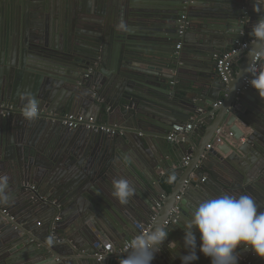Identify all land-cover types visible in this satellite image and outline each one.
Here are the masks:
<instances>
[{"label": "water", "instance_id": "obj_1", "mask_svg": "<svg viewBox=\"0 0 264 264\" xmlns=\"http://www.w3.org/2000/svg\"><path fill=\"white\" fill-rule=\"evenodd\" d=\"M182 4L184 0H0V104L23 108L21 94L30 93L41 110L50 108L48 111L57 116L55 120L64 115L90 118L93 114L97 119L91 118L98 125L110 120L123 124L117 127L119 133L110 136L83 128L69 130L57 122L48 125L43 118L29 122L21 115H0V175L9 177L8 191L13 196L11 203L0 204L7 210V215L0 214V264H120L114 261L117 255L98 257L115 252L110 242L114 249L123 248V242L139 232L126 236L113 227L114 222L121 228L140 225L139 221L148 227L154 198L164 194L153 177L152 182L140 180L133 186L135 195L127 205L111 195L113 181L124 179L114 163V151L121 146L128 152L138 143L153 144L158 148L157 157L161 154L164 158L160 160L170 166L172 162L165 160L170 156L181 168L152 224L191 218L199 202L188 204L189 193L198 196L193 191L197 189L200 200L215 197L209 192L211 181L226 194L251 195L259 211H264L259 192L264 185V115L247 113L252 111L247 105L249 99L263 109L264 99L252 88L243 89V79L249 74L246 69L254 63L261 45L254 41L247 55L242 52L232 58L245 57L234 77L236 83H224L211 70L216 67L215 57L230 53L235 42L252 38V26L259 14L264 15V0L187 3L192 23L188 31L196 35L194 45H198L193 51L202 57L205 69L195 80L185 79L190 86L183 88L184 98L202 96L205 113L217 104L212 110L214 117L204 118L206 128L196 123L203 119L199 103H188L184 98L161 100L150 92L148 79L173 80L171 70L182 73L186 66L178 65V59L143 56L144 52L130 42L138 33L143 38L166 37L167 44L172 45L173 35L178 36ZM93 13L97 21L90 19ZM121 21L127 25L126 32L119 27ZM92 24L103 26L105 34L90 36L81 29ZM161 29L168 30L166 36L158 35ZM118 30H123V35ZM58 40L61 43L56 45ZM184 50L189 52L190 48L185 46ZM93 63H101V69L109 71L100 84V70ZM257 65L264 68V60L258 59ZM90 68L94 72L84 77ZM221 93L224 95L219 100ZM189 124L202 131L198 138L193 134L198 129L192 128L184 141L167 140L174 126ZM222 125L231 136V145L224 141L202 158ZM140 132L145 139L138 136ZM90 138L91 143L94 140L104 146L103 154L97 155L91 144L84 150L83 143ZM183 144L195 149L190 152ZM185 154L191 159L184 164ZM214 157L218 163H211ZM176 197L180 198L178 211L171 217ZM49 236L52 245L47 243ZM31 242L41 244V250L33 252ZM198 245V259L193 264H211L199 253ZM178 253L187 254L179 248L173 254L166 252L172 264H181L179 255L173 256ZM159 254L151 264H158ZM238 256L237 264H259L260 259L251 251L238 249Z\"/></svg>", "mask_w": 264, "mask_h": 264}, {"label": "crops", "instance_id": "obj_2", "mask_svg": "<svg viewBox=\"0 0 264 264\" xmlns=\"http://www.w3.org/2000/svg\"><path fill=\"white\" fill-rule=\"evenodd\" d=\"M150 1H154V0H150ZM182 5L180 6V9H182ZM93 15L94 16H91L90 19L93 21H97L98 17L95 16V13H93ZM187 15H189V14H187ZM259 15H263V14L261 13ZM102 17L103 16H101V18ZM188 21H189V27H190V25L192 23H191V19L189 18V16H188ZM102 23H104V22H102ZM98 26H100V25L99 24H95V25L92 24L90 26L89 25L88 26H81L82 27L81 29L84 31H87L89 33L87 35H90V36H94L97 33H99V34L102 33L104 35L105 31H102L104 27L103 26L98 27ZM189 27L181 38H179L177 35H173L175 38H174V41L172 42V45H170V44L168 45L167 44V38L164 37V36H166L165 34L168 31L167 29H161L160 33H158V35L164 37L163 39L154 38L152 36H147L146 38L145 37L143 38L142 36H139L138 33H135L134 37H131L130 42L133 43V45L136 47L137 50H139L140 52H144L143 56L152 55L156 58L171 59L173 61L178 59L179 60L178 65H181L183 67L184 66L188 67V68L185 67V70L182 73H179L178 71H176V70L174 71L172 69L171 70L172 74L174 72L173 80H164L161 78H159V80L154 79V78L148 79L151 82V83L149 82V84H152L150 86L152 88V90L150 92H151V94L158 96L157 99H161V100H164V99L170 100V99H174V98H176V99L182 98L183 99L185 96L183 88L190 86V85L185 84V79H190V81L195 80L197 78L196 77L197 73L200 71H204V69H205V67L202 66V61L200 60L202 57L195 50L193 51V48L198 47V45H196V44L194 45V42L196 40V35H192L191 33H189L190 32V31H188V30H190ZM122 31L123 30H118L117 32L120 35H123ZM124 32H126V30H124ZM207 41L208 40H204V43H207ZM245 42L254 43V40H253V38H251L250 40L245 41ZM59 43H61V40L60 41L58 40L56 42V45ZM179 43L181 44V47H180V49H176V46ZM185 46H187V48H190L189 52L184 50ZM208 46L209 45L205 44V47H208ZM247 50L244 51L245 55H247L249 52ZM224 55H227V54H223L220 57H215L214 58L215 61L213 60L214 61L213 63H216V58H221ZM174 56L177 58H173ZM263 56L264 55H260L261 60H264ZM244 58L245 57H243V58L237 57L236 60L232 61L233 64H232V71H231L232 72L231 73V79L227 83H230V84L236 83L234 80V77L236 75H238L239 71H241V67H243V65H244ZM107 59H108V57L105 54L104 55V61L105 60L107 61ZM93 65L95 68L100 70L99 71L100 78L98 79V82L100 84V82H102L106 78L105 76H108L109 71L107 69H105V70L101 69V66H102L101 63H98V64L93 63ZM212 68H211V70L213 71V74H217L216 73V67L215 68L212 67ZM94 70L95 69L90 68L88 70L87 74L84 75V77L86 75L89 76L90 74H92L94 72ZM233 71H234V73H233ZM96 91L97 90H95V92ZM223 95L224 94H222V93L220 94L219 100H222ZM94 96L96 97V95H94ZM201 98H202V96L200 98L198 97V99H193L190 96H186V98H184V99H186L185 101H187L188 103H196V104L199 103L200 104V113L203 116V119H199L196 123H197V126H199V127L201 126V127L206 128V125L204 123V118L210 117L211 115L213 118L214 114H213L212 110L216 109V108L214 105L213 106L214 108H211V109L209 108V112L207 111L205 113L203 109H204V105H206V101L204 102V99L200 100ZM249 100L250 101L248 102L247 105L252 111L251 112L248 111L247 113L250 115H254V114L264 115V109L255 106L256 103H254L251 99H249ZM256 100L257 99H255V101ZM48 108L49 107L42 108V110H41V108H39V109L44 114V117H43V119H45L44 122L47 124L51 123L54 125L56 123L54 120H55V117H57V116H55L52 112L48 111ZM77 115H82V114H77ZM64 116H68V115H64ZM93 116L95 119H97L96 116L93 114L90 117H93ZM61 117H63V116H61ZM37 119H42V118H37ZM222 123H224V122H222ZM105 125L117 126V127L120 126L121 127V125H123V124H120V122H115V121L112 122V120H110V122L109 121L106 122ZM189 125H192V128L198 129V127H196V125H195V127L193 126V124H189ZM235 125L237 127H239L240 129H244V128H241L239 123H235ZM192 132L193 131H190V132L185 133V134H181V135L177 136L176 139L180 138V141H184V138H185L184 136L187 134L189 136V134H191ZM222 133L224 135H222ZM193 134L195 135V138H198V136H200L202 134V131L200 129H198L197 132H194ZM138 136L141 139H145L141 132L138 134ZM216 139H221V141L217 142ZM148 141H149V138H148ZM224 141H227L230 144V142H232V139H231V136L228 134L227 129L222 125L221 128L219 129V131L217 132V135H214L211 138V140L209 141V145L211 147L208 148L209 145L206 146L205 151L203 152V155L201 157L205 158L206 155L209 153L210 149H212V148L215 149V147H219L221 144H223ZM91 142H92V139L90 138L89 141L86 140L83 143V145L85 146L84 150H86V147H87L86 145L91 144L92 145L91 147L93 148L92 150H96L97 155L103 154V152L105 151L104 146L101 144L99 145L97 142L95 143L94 140H93V143H91ZM239 143L240 144L243 143V140H240ZM177 144H179V143L177 142ZM96 145H97V147H95ZM150 146L151 147H148L147 145H141L138 143L137 146L134 147L135 148L134 151L132 150V151L127 152V148H125V146L117 147L116 150L114 151L116 153V154H114L115 166L118 168V170H120L122 172V173H120V175L123 176L124 179H127L131 183L132 186H136V183L140 180L145 181V182H152V179L154 177V180L155 179L157 180L159 187L162 188V190L164 191V194H160L159 196L156 197V199L154 198V203H156V204H155L154 208L152 209L153 215L151 217V221H149V226H148L149 229H151L153 226L152 221H154L156 219V217H158L159 212L162 209L163 202L167 198L166 196L171 193V190L173 188V183L171 181L174 180L175 177H178L180 175V170H181V168H179L178 165L173 164L174 161L171 159L170 156H169V158L165 159L167 161L172 162V165L170 164V166L167 165V162H164V160L163 161L160 160L159 158H161V159H164V158L161 157V154L159 155V158L157 157L158 148L156 146H154L153 144H151ZM183 146H186L190 152L195 149V147L193 145L190 146V145L183 144ZM81 154H82V152H81ZM124 156H127L128 160L130 161L129 163H125L124 160L120 159L121 157H124ZM224 157H225L224 155H221L222 159H224ZM186 158H188V161H189V159H191V156L186 155V154L184 155V158H183L184 164L188 162V161L186 162V160H187ZM215 159L211 163H218L219 162L217 158H215ZM158 161H161V166H159ZM206 161L208 162V160H206ZM199 165H200V163H199ZM197 167H199V166H197ZM263 180H264V178H263ZM154 183H155V181H154ZM210 183H211L210 186L212 188L209 189L210 190L209 192L213 196H215V197L219 196L218 193H220V195L226 194L223 189L222 190L219 189V187L214 185L212 181ZM261 187L263 189H260L259 192H260L262 198H264V185ZM193 191H195L198 194V196L194 195L193 193L192 194L189 193L190 200L187 201V203L190 205H193L194 203H196V202L198 203L201 201L200 199H198L200 197H199V193H198L197 189H195ZM157 201H159V204L157 203ZM179 202H180V198H179V201H176V199H175L174 205L176 206V204ZM169 214L171 215V211L169 212ZM171 217H173V215H171ZM185 220L186 219H183V218L181 221H178V222L175 220H172V221H170L169 224L166 225L167 229L171 232H170L167 240H165L164 245L161 248L160 254L156 258V262L158 264H170V263L172 264V260L170 259V256H167V254H166V252L170 253V251L167 248V244L169 242L174 241L177 243V248H179L181 250L184 249L183 240H182L183 232L181 229H183V227H184V221ZM138 223L142 227H146L142 222L139 221ZM113 227L118 228L119 230L123 231L126 234V236L131 235V234H136V231L138 230L136 225H134V224H132L129 228H126V227L121 228L120 224L116 221L114 222ZM130 237H129V239H126L123 242V246H127L130 243V240H131ZM32 245H34V248L30 246V249L33 252H35L36 249H38L39 251L41 250V244L32 243ZM109 245L111 247V250L117 252L115 254V255H117V258L114 260L117 263L120 262V257L123 256V254H127V252L129 251L128 250L126 252H121V250H123V248H117V249L115 248L114 249L113 244L111 242ZM118 250L120 252H118ZM109 254L107 252V255H109ZM109 256H114V255L111 253ZM36 257H38V256L36 255ZM258 262H259V264H264V261L261 259Z\"/></svg>", "mask_w": 264, "mask_h": 264}, {"label": "clouds", "instance_id": "obj_3", "mask_svg": "<svg viewBox=\"0 0 264 264\" xmlns=\"http://www.w3.org/2000/svg\"><path fill=\"white\" fill-rule=\"evenodd\" d=\"M119 27L125 30L127 25L121 21ZM251 36L261 45L258 50L264 55V15H260L252 26ZM246 72L252 78L247 84L260 99H264V68L250 66ZM22 118L33 121L38 116L39 103L30 93H22ZM129 163L127 156L121 157ZM9 177L0 175V204L12 202L13 196L8 191ZM111 195L121 204L127 205L135 195V188L127 179H116L112 183ZM174 230V229H173ZM183 247L187 254L179 255L181 264H193L198 259L197 233L199 234L198 251L210 259L211 264H237L238 249L251 251L257 258L264 260V211H259L257 202L251 195L234 196L224 194L207 197L195 205L191 218L184 221ZM171 231L166 225L153 224L147 232L136 234L129 243V251L120 257V264H151L155 254L161 251ZM48 245L54 243L47 238ZM168 250L173 254L176 242H169Z\"/></svg>", "mask_w": 264, "mask_h": 264}, {"label": "built area", "instance_id": "obj_4", "mask_svg": "<svg viewBox=\"0 0 264 264\" xmlns=\"http://www.w3.org/2000/svg\"><path fill=\"white\" fill-rule=\"evenodd\" d=\"M189 0H184V4L182 6V12L179 16L178 19V37L181 38L184 33L187 31L189 27V21H188V16H187V3ZM251 42V41H250ZM250 42H235V46L232 49V51L224 55L221 58H216V73L218 77L224 82L227 83L231 79V71H232V58L237 56L239 53L246 51L249 46ZM181 44H177L176 49H180ZM264 57V56H263ZM262 57V58H263ZM260 59V55L257 54L254 58V63L251 66H255L259 68L257 65V61ZM85 77H88L87 75ZM252 78L251 73H249L247 76L244 77L243 79V89L247 90L250 87L247 84V80H250ZM217 105H215L216 107ZM0 115L3 117H9L11 115H21L22 116V108L15 107L14 105L11 104H0ZM44 114L43 112L38 109V116L37 118H43ZM36 118V119H37ZM61 126L69 129V130H76V129H86V130H91L95 132H102L106 133L110 136H114L117 133H119V130L117 126H107V125H98L95 123L93 118H86L84 115H68V116H63L57 120H54ZM174 131L170 133L167 137V140L169 141H174L177 136L181 134H185L191 131L192 125H186L185 127L182 126H174L173 127ZM217 142H220L221 139H216ZM211 146L209 145L208 148ZM186 162L188 161V158H186ZM30 188V187H29ZM33 190V188H31ZM176 201H179V197H176ZM178 211V208L174 206L171 209V215L176 214ZM0 214L7 215V210L0 208ZM170 215V216H171ZM57 220V219H56ZM170 223V220H167L164 225H167ZM137 231L139 233L142 232H147L149 227H142L141 225H136ZM129 250V244L123 248V252H126ZM107 255V252H104L103 255H99L98 260H100L103 256Z\"/></svg>", "mask_w": 264, "mask_h": 264}, {"label": "rangeland", "instance_id": "obj_5", "mask_svg": "<svg viewBox=\"0 0 264 264\" xmlns=\"http://www.w3.org/2000/svg\"><path fill=\"white\" fill-rule=\"evenodd\" d=\"M25 187H30V188H33V190H34V189H36V187H35V186H32V185H27V184L25 185ZM174 215H175V214H174ZM124 247H125V246H124ZM124 247H123V248H124ZM118 252H120V251L118 250ZM121 252H123V250H121ZM109 253H110V254L112 253L113 255H115L117 252L115 251V252H109ZM109 253H108V254H109ZM110 254H109V255H110Z\"/></svg>", "mask_w": 264, "mask_h": 264}]
</instances>
